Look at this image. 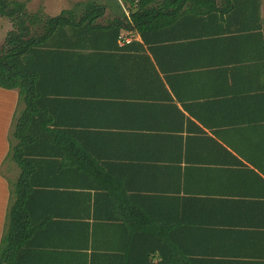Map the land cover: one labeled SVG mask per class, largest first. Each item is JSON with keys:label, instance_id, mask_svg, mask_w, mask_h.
Instances as JSON below:
<instances>
[{"label": "crops", "instance_id": "obj_1", "mask_svg": "<svg viewBox=\"0 0 264 264\" xmlns=\"http://www.w3.org/2000/svg\"><path fill=\"white\" fill-rule=\"evenodd\" d=\"M101 4L103 22L121 13L112 7L131 11ZM261 15L260 30L172 41L122 31L103 36L99 71L70 55L45 71V86L103 93L96 107L51 97L63 122H103V142L86 147L103 155V173L43 175L50 185L29 195L16 264H264L263 0ZM18 103L0 87V241L20 174L6 159Z\"/></svg>", "mask_w": 264, "mask_h": 264}, {"label": "trees", "instance_id": "obj_2", "mask_svg": "<svg viewBox=\"0 0 264 264\" xmlns=\"http://www.w3.org/2000/svg\"><path fill=\"white\" fill-rule=\"evenodd\" d=\"M101 1L83 0L50 16L44 8L30 12L25 1L0 0V14L10 18L14 27L0 47V87L16 90L19 96L6 159L20 168L18 179L11 184L0 264L17 263L20 238L27 230V201L37 186L50 185L44 176L70 170L96 176L103 173V155L86 150L88 145L103 142V122H63L57 119L51 102L52 96H77L96 107L103 105L98 101L103 93L45 86V71L68 55L76 59L78 70L98 61L99 71L107 47L103 36L116 41L122 31H137L149 43L172 41L187 36L188 31L201 34L203 28L233 32L262 27V0H122L130 13L121 6L112 7L121 13L107 22L101 20L105 12ZM108 189L109 195H115L114 185Z\"/></svg>", "mask_w": 264, "mask_h": 264}, {"label": "rangeland", "instance_id": "obj_3", "mask_svg": "<svg viewBox=\"0 0 264 264\" xmlns=\"http://www.w3.org/2000/svg\"><path fill=\"white\" fill-rule=\"evenodd\" d=\"M27 3L28 10L30 12H35L39 10V8H44L45 13H49L48 15H56L59 14L63 9L62 7L66 6L68 3H72L75 1H83V0H21ZM264 1V0H263ZM13 21L5 16L0 14V47L5 41L8 33L13 29ZM13 173H11V176Z\"/></svg>", "mask_w": 264, "mask_h": 264}, {"label": "water", "instance_id": "obj_4", "mask_svg": "<svg viewBox=\"0 0 264 264\" xmlns=\"http://www.w3.org/2000/svg\"><path fill=\"white\" fill-rule=\"evenodd\" d=\"M137 9H134V12L136 11Z\"/></svg>", "mask_w": 264, "mask_h": 264}]
</instances>
